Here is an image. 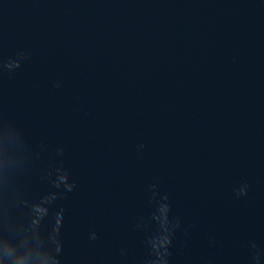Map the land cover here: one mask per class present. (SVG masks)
<instances>
[{"label":"water","instance_id":"water-1","mask_svg":"<svg viewBox=\"0 0 264 264\" xmlns=\"http://www.w3.org/2000/svg\"><path fill=\"white\" fill-rule=\"evenodd\" d=\"M0 264H264V0H0Z\"/></svg>","mask_w":264,"mask_h":264}]
</instances>
